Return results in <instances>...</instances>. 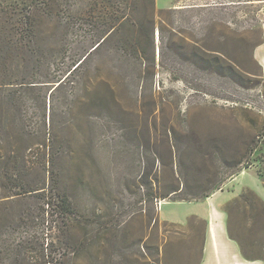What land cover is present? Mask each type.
Listing matches in <instances>:
<instances>
[{"label": "rangeland", "instance_id": "rangeland-1", "mask_svg": "<svg viewBox=\"0 0 264 264\" xmlns=\"http://www.w3.org/2000/svg\"><path fill=\"white\" fill-rule=\"evenodd\" d=\"M263 41L264 0H0V264H201L208 197L209 264H264Z\"/></svg>", "mask_w": 264, "mask_h": 264}, {"label": "crops", "instance_id": "crops-1", "mask_svg": "<svg viewBox=\"0 0 264 264\" xmlns=\"http://www.w3.org/2000/svg\"><path fill=\"white\" fill-rule=\"evenodd\" d=\"M263 48H264V41L255 50V57L259 61L261 67L263 68V73H264V53L261 51V49ZM251 183L256 185V186L253 185L254 189L251 185L244 183V181H241L238 187L239 188H242V187L250 188L251 190H254L262 200H264V187H262L261 183H256L254 180L253 181L251 180ZM209 201L210 199L208 197L204 203H201L204 206L201 205L200 208L194 211V214L204 218L208 222L207 236L209 238V242L207 244L206 249H204V256H203L201 264H209L212 254L214 252V249H218V247H219L218 252L219 254H222L223 257L229 251H231L232 254L236 253V250L228 248L223 241L221 243V241L219 242L217 240L215 236V227L216 226L220 227V230L223 233V225L226 223L225 222L226 219L224 218L225 214L223 210H221L215 205V203H211V202L207 203ZM207 250L209 253L207 252ZM235 257H236L235 255L232 256V258H235Z\"/></svg>", "mask_w": 264, "mask_h": 264}, {"label": "trees", "instance_id": "trees-1", "mask_svg": "<svg viewBox=\"0 0 264 264\" xmlns=\"http://www.w3.org/2000/svg\"><path fill=\"white\" fill-rule=\"evenodd\" d=\"M95 49H93V50H95ZM211 51H213V50H211ZM209 58H210V61H209L208 65L204 68V70H209L212 73L220 74V68H221L220 67V63H221L220 57L218 55H215L214 53H210ZM66 206H68V205L66 203L62 202L61 207L63 208L62 210L64 211L65 214L68 213Z\"/></svg>", "mask_w": 264, "mask_h": 264}]
</instances>
